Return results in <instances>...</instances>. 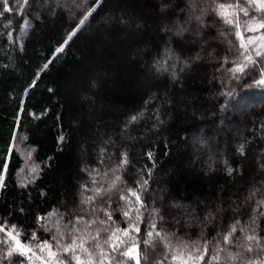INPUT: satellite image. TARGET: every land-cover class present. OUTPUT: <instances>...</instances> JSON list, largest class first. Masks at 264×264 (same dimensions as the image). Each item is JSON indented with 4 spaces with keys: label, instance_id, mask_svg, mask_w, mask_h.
<instances>
[{
    "label": "trees",
    "instance_id": "1",
    "mask_svg": "<svg viewBox=\"0 0 264 264\" xmlns=\"http://www.w3.org/2000/svg\"><path fill=\"white\" fill-rule=\"evenodd\" d=\"M194 2L202 25L191 19L193 0H8L10 11L0 2V264H57L48 249L36 247L44 240L68 264L62 246L73 236L88 239L104 227L128 228L120 210L128 206L119 196L138 188L141 177L148 180L142 193L148 210H141V232L130 230L141 243V264H264V207L256 204L264 199V85L254 84L258 68L246 69L247 74L227 71L243 61L244 49L237 29L214 9L238 0ZM240 6L247 5L240 0ZM227 11L239 18L245 43L264 33L244 30L245 21L259 19L255 6L249 16L236 8ZM180 28L186 30L177 35ZM257 45L262 44L249 45L246 55L260 61L255 51L264 49ZM137 114L142 115L130 122ZM125 152L129 163L115 173L122 191L110 194V201L105 196L94 205L81 204L98 186L92 183L97 172L105 187L115 178L110 169ZM81 185L90 189L83 196ZM253 191L256 195L245 202ZM173 203L186 206L188 214ZM94 207L110 211L115 224L88 227L89 220L106 219L103 211L93 213ZM152 207L160 209L163 220L150 215ZM209 209L215 216L206 221ZM53 210L58 215L38 220ZM78 216L84 222L73 231ZM152 219L174 246L172 234L188 247L172 253L158 244L147 249L145 262L141 241ZM237 220L232 243H223ZM109 235L100 232V246L117 255L103 243ZM249 235L259 246L246 239ZM17 240L42 259L20 255ZM205 242L208 253L196 260ZM95 244L91 251L98 254ZM217 248L225 251L212 261ZM9 249L14 252L6 259ZM228 252L242 257L233 261ZM173 254L179 258L173 261ZM99 260L97 255L94 264Z\"/></svg>",
    "mask_w": 264,
    "mask_h": 264
},
{
    "label": "snow or ice",
    "instance_id": "2",
    "mask_svg": "<svg viewBox=\"0 0 264 264\" xmlns=\"http://www.w3.org/2000/svg\"><path fill=\"white\" fill-rule=\"evenodd\" d=\"M0 2L3 3V10L4 11H10L11 9L9 8L8 5V0H0ZM27 2V0H25ZM215 2V0H213ZM243 3L247 5L246 7H241L240 6V0L235 5L232 4H224V3H218L216 9V14L220 16L224 23L226 25H233L237 31L235 35L240 39V48L244 49V52L240 53V55L243 57V61L239 62H234L235 67L228 69L227 71L232 72L233 74L237 73H246V69H251L252 71H255L257 68L259 69V75L260 78L254 81V84L256 85H264V50H257L255 51V56L260 57L261 60L257 61L254 59L251 55H246L248 52L249 45H252L255 43L257 39L264 40V35L260 37H249L247 40V43L244 42V36L241 31H239L241 27V22L239 21V18H236L235 20L231 18L229 12L227 11L228 9L236 8L239 9L240 12L244 14V16H249L250 11L252 10V6H255V11H259L261 13H264V0H243ZM90 14V13H89ZM191 19H195L200 22V24H203L202 17L200 15L195 14V2L193 0V12ZM87 20V16L84 17L83 20L80 21L81 24H83ZM247 27H245V31H252L256 32L259 31L260 29H264V15H261L259 19H257L255 16H252L249 21L244 22ZM255 25V27L251 26ZM186 29L180 28L177 31V35H182L183 32ZM221 35H224L222 32ZM229 43H232L229 41ZM258 48L264 49V45H257ZM195 59H200L199 53L196 55ZM227 60V57L225 58ZM246 61V62H244ZM187 63V62H185ZM235 78V75H234ZM142 114H137L135 116H132L130 118V122L137 121ZM63 139V137H61ZM238 151H243V145L238 149ZM104 152V149H101V153ZM149 159H152V153H148ZM129 163L127 153H122V159L120 160L119 164L115 167L110 169V171L115 175V173L121 171L124 169V167ZM155 165H153L154 167ZM86 170V169H82ZM33 172H36V168L34 167L32 169ZM95 171V170H92ZM152 169L149 168L148 172L151 174ZM232 169H229V173H231ZM4 172H7V164L4 165ZM101 174L99 172L96 173V176H100ZM108 175L107 172L103 173V176L106 177ZM96 176L93 177L92 183L93 185H97L96 187L92 188L91 191L93 192V195L87 196L81 200V204H95V201L99 198L102 201L104 200V197L107 196L108 200H111V195L113 193H120L122 190L118 188V184L122 182L121 176L115 175V178L108 183L107 187L104 186L103 179H101L100 182L97 181ZM4 181V173L0 172V187H3ZM138 188H128L126 192H123L120 194L119 199L124 200L127 207V210L124 208H121L120 210L122 211L123 216L125 219L128 221V228L121 229L119 226L115 227L114 229H109L108 227H104L102 229H98L96 232L95 236H89L88 239H84L83 237H76L73 236L71 243L67 245L62 246V251L65 254V256H70L71 260L68 261V264H71V261H75V264H94V259L96 258L97 255H99L100 260L98 264H103L104 260H107L109 264H112L113 261H115V264H128V261L134 260L135 264H141V243L137 242V238L135 236L130 235V230L136 233H140V223H141V218L143 216V212L141 211L142 209L144 211L148 210V206H146L144 200L142 199V193L148 191V180L141 179L137 182ZM81 188L83 189L81 195L83 196V192L89 191L85 185H81ZM256 195V191H253L250 193V195L246 198L247 200L252 199ZM129 197H135V202H133ZM256 204L258 207H264V199L256 201ZM138 205V206H134ZM172 207L175 208H180L183 211H185L186 214H188V209L186 206H182L178 203H173ZM103 211L104 216L106 219H102L97 217L94 220H89L87 221L88 227H91V225L99 223L100 225H107L110 221L115 224V221L112 220V213L108 211L106 208H93L92 212L95 213L96 211ZM236 209H233L235 211ZM194 211V209H193ZM219 211V210H218ZM136 213L135 220L132 219V213ZM58 215L57 210H53L52 212L48 213L47 217H38V220H50L53 216ZM150 215L152 217L159 216L161 220L164 219L162 215H160V209L156 207H152ZM260 215L264 216V212H261ZM215 213L209 209L208 213L205 215L204 219L206 221H211L212 218H214ZM63 216L61 215V219ZM253 223H255V217H252ZM84 222V217L83 216H78L76 218V221L74 224H72L73 231H77L75 225L80 224ZM178 222V221H177ZM60 223L59 220L56 221V224L58 225ZM69 223H72L69 221ZM240 221L237 220L234 224L230 226V231L227 232L223 236V243L225 244H231L232 243V237L233 234L237 231V226L239 225ZM43 226V225H42ZM67 227V225H65ZM0 231H4L3 227H0ZM12 231H15V226L12 227ZM45 231H50L49 228H45ZM110 232V235L108 236L107 239L103 241L104 244H108L109 248L111 249V253H115L117 255H112L110 254L107 250L103 249L100 246L99 243V235L100 232ZM241 231H244V229H241ZM57 233L59 234V228L57 227ZM71 235V233H69ZM121 234L123 237H127L128 239H122ZM20 233L17 232L16 236H19ZM173 237L176 240V245L174 246L172 243V239L169 238V234L164 233L160 230H157V224L156 220L152 219L149 222V227L146 232V239H143L141 242L145 246V254L143 256V260L145 262L148 261V255H147V249L148 248H156L158 244H163L165 249H168L169 252L175 253L177 248L183 249L187 248L188 245L181 240L178 236L175 234H172ZM13 239H16L14 236ZM32 239L33 240H38L37 236L35 233L32 234ZM57 237L53 236V240H56ZM62 239V237H61ZM215 239V238H214ZM246 239L248 241H257V245L259 246V240L256 236L254 235H249L246 236ZM92 241H96L95 247L100 248V252L97 254L96 252L91 251L92 247ZM129 241H131V245L125 247L123 250H121L122 246L128 245ZM37 248L40 249L41 252L44 251V249L49 250V256L55 257L57 260V264H65V260L60 258L58 252L51 251L52 245L47 241L44 240L43 243H37L36 245ZM17 248L19 249V254L22 256H26V251H25V246L20 243L19 240H17ZM77 249H79L80 253L86 255L87 259H84V256L81 254L77 253ZM27 251L32 252L33 256H37L36 252L33 251L31 248H27ZM199 251V250H197ZM225 251L223 248H217L216 252L217 254L212 257V261H218L220 259V252ZM247 251L251 252L252 248L249 246L247 248ZM14 249H9L7 256L5 257L10 258L13 255ZM208 253V243L205 242L203 245V251L199 252V255L195 257L196 260L203 261L205 256ZM117 256L124 257L125 259H117ZM242 257V253L236 252H228L227 258L231 259L233 261L237 260L238 258ZM172 260H177L179 258L178 255L173 254L172 255ZM192 256L189 254V259H191ZM37 259H42V257L37 256ZM165 259H167V255L165 256ZM155 264H162V261H156ZM186 264V262H185ZM249 264H254V262H249Z\"/></svg>",
    "mask_w": 264,
    "mask_h": 264
},
{
    "label": "rangeland",
    "instance_id": "3",
    "mask_svg": "<svg viewBox=\"0 0 264 264\" xmlns=\"http://www.w3.org/2000/svg\"><path fill=\"white\" fill-rule=\"evenodd\" d=\"M257 13H258V15H259V17L261 16V15H264V13H261V12H259V11H256ZM262 35H264V33H262V34H260V35H258V36H255V37H260V36H262ZM256 43H261L262 45H264V40H260V39H257L256 40ZM23 245V244H22ZM15 249H17V250H19L18 248H17V241H15ZM25 250L27 251V247L25 246ZM31 252L30 251H27V254H30ZM26 254V255H27Z\"/></svg>",
    "mask_w": 264,
    "mask_h": 264
},
{
    "label": "water",
    "instance_id": "4",
    "mask_svg": "<svg viewBox=\"0 0 264 264\" xmlns=\"http://www.w3.org/2000/svg\"><path fill=\"white\" fill-rule=\"evenodd\" d=\"M26 251V250H25ZM26 254H27V251H26ZM28 255V254H27Z\"/></svg>",
    "mask_w": 264,
    "mask_h": 264
}]
</instances>
